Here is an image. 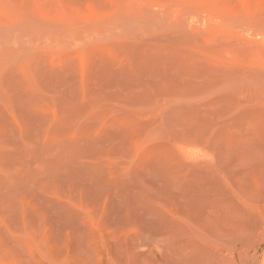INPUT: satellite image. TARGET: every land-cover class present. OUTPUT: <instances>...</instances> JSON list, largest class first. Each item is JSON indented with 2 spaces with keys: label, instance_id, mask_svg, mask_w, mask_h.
Masks as SVG:
<instances>
[{
  "label": "rangeland",
  "instance_id": "1",
  "mask_svg": "<svg viewBox=\"0 0 264 264\" xmlns=\"http://www.w3.org/2000/svg\"><path fill=\"white\" fill-rule=\"evenodd\" d=\"M0 264H264V0H0Z\"/></svg>",
  "mask_w": 264,
  "mask_h": 264
}]
</instances>
